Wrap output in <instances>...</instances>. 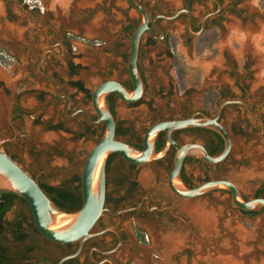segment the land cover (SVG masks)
Returning a JSON list of instances; mask_svg holds the SVG:
<instances>
[{
    "label": "flooded vegetation",
    "instance_id": "flooded-vegetation-1",
    "mask_svg": "<svg viewBox=\"0 0 264 264\" xmlns=\"http://www.w3.org/2000/svg\"><path fill=\"white\" fill-rule=\"evenodd\" d=\"M135 1L149 17L150 32L140 38L136 62L144 88L133 103L114 93L105 96L115 122L114 139L142 151L144 135L152 125L202 115L214 118L220 111L217 121L230 139L228 155L216 164L186 157L180 178L189 188L223 180L240 191L233 180L238 176L236 159L245 160L252 172L264 171V85L256 83L258 78L264 80V0ZM96 16H100L99 34L86 37ZM155 16L166 20L155 19L153 27L150 20ZM140 19L126 0H87L81 5L80 0H61L58 5L51 0H0V152L66 212L81 207L82 168L104 132L93 107V91L108 81L133 90L127 60L130 37ZM229 24L235 29L229 31ZM226 27L227 46L216 86L204 89L193 102L194 91L188 86H181L179 92L172 46L178 37L186 46L208 33L217 44ZM246 37L251 49L245 48ZM243 125L254 132V140L242 139ZM169 137L176 145L201 146L210 156L224 149L221 136L210 129H179ZM165 147L161 131L153 153ZM175 152L169 145L162 157L141 165L110 154L104 166V211L82 243L56 244L41 236L27 204L19 198L10 213L14 211L13 220L22 222L25 236L18 239L10 229V241L4 242L10 246V264H58L73 254L62 264H214L197 260L185 244L221 251L241 237L225 222L234 221L236 214L253 218L264 208L242 212L225 190L192 199L172 194L167 181ZM196 174L198 180L192 183ZM242 196L264 198V183L250 199ZM202 203L213 207L211 214ZM211 216L217 223L211 222ZM248 237V254L257 256L264 248V227Z\"/></svg>",
    "mask_w": 264,
    "mask_h": 264
},
{
    "label": "water",
    "instance_id": "water-1",
    "mask_svg": "<svg viewBox=\"0 0 264 264\" xmlns=\"http://www.w3.org/2000/svg\"><path fill=\"white\" fill-rule=\"evenodd\" d=\"M126 1L141 17L139 25L130 37L127 60V72L133 90L128 92L118 83L108 81L93 91V107L98 121L104 124V132L98 143L88 153L82 168L80 209L76 212H66L58 208L31 177L0 152V194L11 193L24 200L37 232L56 244H66L78 240L82 243L90 237V230L104 211V166L106 159L112 153L118 154L128 163L141 165L162 157L168 146L172 145L176 152L173 158V168L167 181L172 194L182 199H192L214 190H225L230 193L234 206L242 212H255L264 208V198L245 200L239 189L231 182L214 180L189 188L183 184L180 178L181 166L186 157H193L208 164H216L228 155L230 139L225 129L217 121L220 111H216L214 118L202 115L200 118L191 117L152 125L144 135L142 151L114 139L115 122L104 98L108 93H114L122 101L133 103L142 96L144 86L137 70V53L142 34L145 31L150 32L149 17L145 9L135 0ZM157 18L166 20L164 16L153 17L150 20L153 27V22ZM192 127L210 129L219 134L224 141L223 151L216 156H210L201 146L190 144L180 146L170 140L169 135L172 131ZM161 131L165 133L166 147L160 153L154 154L155 138ZM75 255L63 258L58 264H62Z\"/></svg>",
    "mask_w": 264,
    "mask_h": 264
},
{
    "label": "rangeland",
    "instance_id": "rangeland-1",
    "mask_svg": "<svg viewBox=\"0 0 264 264\" xmlns=\"http://www.w3.org/2000/svg\"><path fill=\"white\" fill-rule=\"evenodd\" d=\"M166 1L172 2L171 0H166ZM81 3H87V0H80V5ZM122 6L124 8L126 7L124 3H122ZM129 13L131 17L134 16L133 11H130ZM98 17L100 16H96V19ZM227 33L228 32L226 27V30L223 32L220 41L217 44L214 43L209 33L207 35H204L200 40L196 42H192V45H186V46L182 43V37H178V39L175 41V44L172 46V54H171V59L173 60V69H176L177 78L179 79V82L181 84L180 91L177 89V92L178 91L181 92L182 90L181 86L184 85L188 86L191 89V91H194L193 94H191V98H194L192 101L195 102L197 97L199 98L201 96V93L204 89H208L209 87L216 86L215 79L221 70L219 66H220V62L224 60L223 51L225 50L220 44L221 41L225 37H227ZM169 62L170 60L166 59V66H169ZM178 71L181 74L180 78L178 77L179 74ZM175 95H176V91H175ZM242 129L244 130L245 133V136L242 137L243 140L246 138L249 141L255 139L252 138V136L255 134L253 131L250 130V128H247L245 125H243ZM258 134H260V131L258 132ZM249 166L250 165H248V163L245 160L236 159L235 168L238 169L237 171L238 176H234L233 178V180L238 184L241 193L246 197V199H250L256 187L260 183H264V171H262V173L252 172L251 171L252 169L251 167L249 168ZM197 180H198V176L196 174L194 176V179L191 180V182L196 183ZM201 207L203 210L210 209L209 212L210 214L211 211H213V207L209 208L208 205H205L203 203ZM260 210L255 212H260ZM13 218H14V211L6 215V220L9 222L14 221ZM212 221L215 222V219H213V217L211 219V222ZM215 223H217V221ZM226 223L230 225L232 224L230 227L231 230L235 232L237 235H241L240 238L247 239L249 238L248 236L257 235L260 227L262 228L264 227V211L258 213L253 218H246L236 214L234 221H228V222L226 221L225 224ZM240 238L238 237L237 239L239 242H240ZM6 239L10 241V234L6 235ZM237 240L235 239L234 245H231V243L228 242L227 244L224 245L226 248L218 252H213L211 251V249H207L206 248L207 245L203 246L202 244L200 245L199 243H194L189 241H188L189 243L187 242L185 244L184 248L189 250L191 255L193 256L195 255V257H197L196 258L197 260L200 261L201 259H205L206 261H210L214 264H226V263L229 264L228 260L230 256L232 255L235 256V254L238 255L239 253H242V257L244 256V259L246 261H248V259L254 260L253 264H258V261L260 259H264V248H263L264 246H262L263 251L262 250H261L262 252L259 251L258 255L256 256L255 254L254 255L251 253L248 254V248H249L248 242L243 248H241L240 245L239 246L237 245L236 242ZM252 242L253 240H251L249 244L250 247L254 246L252 245ZM7 247L10 250V246ZM257 247L261 248V245H258ZM237 262L238 261H236V264H243V261L238 263Z\"/></svg>",
    "mask_w": 264,
    "mask_h": 264
},
{
    "label": "trees",
    "instance_id": "trees-1",
    "mask_svg": "<svg viewBox=\"0 0 264 264\" xmlns=\"http://www.w3.org/2000/svg\"><path fill=\"white\" fill-rule=\"evenodd\" d=\"M178 77H181L180 72L178 71ZM41 188V187H40ZM47 190L52 191L50 187H44ZM42 189V188H41ZM65 196H61L63 198ZM20 200L14 194L11 193H1L0 194V264H10V250L4 245L6 241V235L10 234V229L12 234L15 235L18 239L24 238L25 233L23 232V226L20 219H16L12 222L6 220V215L10 213L15 207V201ZM54 203V202H53ZM58 208L63 210L59 205L54 203ZM64 211V210H63Z\"/></svg>",
    "mask_w": 264,
    "mask_h": 264
},
{
    "label": "bare ground",
    "instance_id": "bare-ground-1",
    "mask_svg": "<svg viewBox=\"0 0 264 264\" xmlns=\"http://www.w3.org/2000/svg\"><path fill=\"white\" fill-rule=\"evenodd\" d=\"M61 0H51V2L54 4V5H58L60 3ZM172 2H175L177 0H171ZM84 5V4H83ZM61 6V5H60ZM99 24H100V19L97 18L95 19V21L86 29V36L87 37H92V36H96L98 34V30H99ZM230 25V24H229ZM235 29V25L234 24H231L230 26H228V30L229 31H232ZM244 42H245V48L247 49H251V45H250V38L249 37H246L243 39ZM221 45L223 48H226L227 46V41L226 40H223L221 42ZM261 57L262 55H259V60H261ZM256 83L258 84H263L264 85V80H262L261 78H258L256 79ZM237 245L241 248H243L246 244H247V239L246 238H240V242L237 240ZM235 250V249H234ZM247 250V249H246ZM242 251V250H241ZM249 251V250H248ZM235 252V251H234ZM246 253V252H245ZM233 254V253H232ZM238 254V252H237ZM229 258V257H228ZM260 258V257H259ZM230 264H236V261L238 262H242L243 261V264H253L254 263V260H249L246 261L244 259V256L242 257V253H239L238 255L235 254L230 256L229 260H228ZM237 262V263H238ZM256 263V262H255ZM258 264H264V259H260L258 261Z\"/></svg>",
    "mask_w": 264,
    "mask_h": 264
},
{
    "label": "built area",
    "instance_id": "built-area-1",
    "mask_svg": "<svg viewBox=\"0 0 264 264\" xmlns=\"http://www.w3.org/2000/svg\"><path fill=\"white\" fill-rule=\"evenodd\" d=\"M21 1L25 3V2H27L28 0H21Z\"/></svg>",
    "mask_w": 264,
    "mask_h": 264
},
{
    "label": "crops",
    "instance_id": "crops-1",
    "mask_svg": "<svg viewBox=\"0 0 264 264\" xmlns=\"http://www.w3.org/2000/svg\"><path fill=\"white\" fill-rule=\"evenodd\" d=\"M17 32H18V31H16V34H14L15 36L17 35Z\"/></svg>",
    "mask_w": 264,
    "mask_h": 264
}]
</instances>
